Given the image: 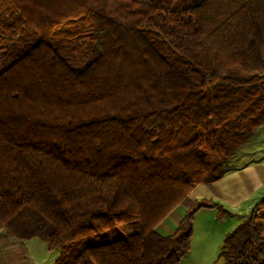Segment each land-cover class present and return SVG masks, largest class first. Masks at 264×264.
<instances>
[{"label": "trees", "instance_id": "trees-1", "mask_svg": "<svg viewBox=\"0 0 264 264\" xmlns=\"http://www.w3.org/2000/svg\"><path fill=\"white\" fill-rule=\"evenodd\" d=\"M263 122L264 0H0V224L52 264H178L198 209L232 213L189 194ZM263 220L221 264H264Z\"/></svg>", "mask_w": 264, "mask_h": 264}, {"label": "rangeland", "instance_id": "rangeland-1", "mask_svg": "<svg viewBox=\"0 0 264 264\" xmlns=\"http://www.w3.org/2000/svg\"><path fill=\"white\" fill-rule=\"evenodd\" d=\"M260 157H264V122L255 127L253 132L237 146L229 167L233 168ZM216 209L215 207H203L194 213L191 246L178 264H221L223 262L224 259L220 257L223 239L237 225L234 226L237 215L229 213L230 216H225ZM176 211L183 215L185 207L178 205ZM166 221L174 222L171 217H166ZM157 229L160 232L163 231L161 226H158ZM133 230L134 222H123L105 230L88 233L80 237L79 241L81 243H95L111 240ZM5 238L16 241L20 245V249H14V251L10 248L4 249ZM20 250L23 253L20 254L21 258L17 259ZM59 254V249L50 250L46 243L38 237L18 240L9 235L0 225V259L1 257L7 260L15 258V264H52Z\"/></svg>", "mask_w": 264, "mask_h": 264}, {"label": "crops", "instance_id": "crops-1", "mask_svg": "<svg viewBox=\"0 0 264 264\" xmlns=\"http://www.w3.org/2000/svg\"><path fill=\"white\" fill-rule=\"evenodd\" d=\"M263 195L264 157H260L253 161L234 166L222 177L214 180L210 185L205 183L197 184L189 194V198L192 201L202 198L219 201L223 207L230 210L232 214L237 215L234 222L235 226L248 215L251 207ZM223 215L230 216V214ZM158 226H161L163 230L161 232L162 234H169L174 232L176 224L175 222H167L165 218L158 224ZM5 240L4 249L10 248L14 251V249L17 250L20 246L16 241H11L8 238H5ZM22 253L23 251L20 250L17 259L21 258L20 254ZM15 263V258L7 260L4 257H1L0 259V264Z\"/></svg>", "mask_w": 264, "mask_h": 264}]
</instances>
